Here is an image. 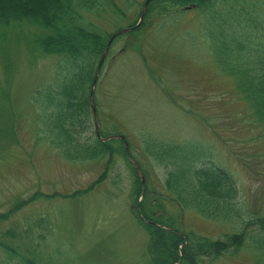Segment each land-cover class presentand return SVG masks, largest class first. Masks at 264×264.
Returning <instances> with one entry per match:
<instances>
[{
  "label": "rangeland",
  "instance_id": "rangeland-1",
  "mask_svg": "<svg viewBox=\"0 0 264 264\" xmlns=\"http://www.w3.org/2000/svg\"><path fill=\"white\" fill-rule=\"evenodd\" d=\"M1 1L8 9L28 8L32 0ZM143 2L100 0L98 9L82 15L110 36L138 23ZM201 16L196 10L154 11L112 43L93 87L99 132L128 141V153L117 140L110 142L111 160L104 155L72 162L48 141L33 99L56 78L59 58L40 53L34 39L42 32L35 25L0 28V215H7L0 219V245L19 255L11 263L151 264L147 235L133 214L142 197L134 200L138 184L127 158L139 165L144 194L160 198L171 167L151 157L155 142L197 146L210 157L202 161L236 180L234 221L206 219L170 201L176 229L224 240L264 219V129L235 79L216 63ZM245 235L239 250L214 261L202 257L201 264L262 263L264 251L255 244L264 243V234L251 227ZM6 257L0 246V258Z\"/></svg>",
  "mask_w": 264,
  "mask_h": 264
},
{
  "label": "trees",
  "instance_id": "trees-1",
  "mask_svg": "<svg viewBox=\"0 0 264 264\" xmlns=\"http://www.w3.org/2000/svg\"><path fill=\"white\" fill-rule=\"evenodd\" d=\"M99 4L100 0H32L28 8L13 4L5 9L0 0V28L12 22L35 25L42 32L34 39L40 53L59 58L56 78L42 91H36L33 100L41 106L42 132L72 162L94 161L104 155L111 160L114 152L112 140L102 142L100 138H106L103 133L99 138L92 131L89 105L96 66L111 35L99 33L94 25L85 22L82 13L84 9H98ZM177 9L196 10L202 15L205 36L214 41L216 63L235 79L239 94L264 129V0H151L146 16L154 11L169 15ZM151 150L154 161L168 163L171 168L163 184L165 200L161 196L149 199L145 193L139 205L140 215L135 214L147 234L149 263L201 264L202 257L216 259L238 250L245 234L238 232L226 235L224 240H214L192 231H179L165 203L169 200L181 211L190 210L206 219L222 217L232 221L239 193L230 172L211 161H202L210 158L207 152L191 144L155 142ZM135 174L138 186L134 200L141 193L140 178ZM1 218L7 219V215L1 214ZM248 225L258 227L264 234V219ZM9 236H13L11 232ZM0 246L7 255L6 260L0 258V264H14L9 260L19 256L17 252L5 244ZM260 248L264 251V243L259 244Z\"/></svg>",
  "mask_w": 264,
  "mask_h": 264
},
{
  "label": "water",
  "instance_id": "water-1",
  "mask_svg": "<svg viewBox=\"0 0 264 264\" xmlns=\"http://www.w3.org/2000/svg\"><path fill=\"white\" fill-rule=\"evenodd\" d=\"M146 4H147V1H146L145 5H144V7H143V10H142V13H141V16H140V21L142 20V18H143V16H144L145 9H146ZM124 32H125V31H119V32H116V33L111 37V39L109 40V42H108V44H107V46H106V48H105V51H104V53H103V55H102V57H101V59H100V62H99V64H98V68H97V71H96V74H95V78H94V81H93V85L95 84V81H96V79H97V77H98V73H99L100 67H101L102 62H103V60H104V58H105L106 52H107V50H108V47H109V45H110L112 39L115 38L116 36H118V35L124 33ZM91 107H92V110L95 112V110H94V106L91 105ZM94 116H95V115H94ZM95 117H96V116H95ZM121 139H122V137H121Z\"/></svg>",
  "mask_w": 264,
  "mask_h": 264
},
{
  "label": "bare ground",
  "instance_id": "bare-ground-1",
  "mask_svg": "<svg viewBox=\"0 0 264 264\" xmlns=\"http://www.w3.org/2000/svg\"><path fill=\"white\" fill-rule=\"evenodd\" d=\"M137 220V219H136Z\"/></svg>",
  "mask_w": 264,
  "mask_h": 264
}]
</instances>
